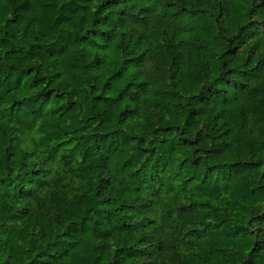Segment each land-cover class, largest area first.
<instances>
[{
  "label": "trees",
  "instance_id": "16d2710c",
  "mask_svg": "<svg viewBox=\"0 0 264 264\" xmlns=\"http://www.w3.org/2000/svg\"><path fill=\"white\" fill-rule=\"evenodd\" d=\"M0 264H264V0H0Z\"/></svg>",
  "mask_w": 264,
  "mask_h": 264
}]
</instances>
